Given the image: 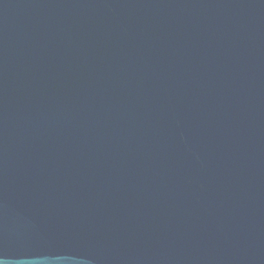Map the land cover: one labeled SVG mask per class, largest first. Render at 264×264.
Here are the masks:
<instances>
[{
    "label": "water",
    "instance_id": "1",
    "mask_svg": "<svg viewBox=\"0 0 264 264\" xmlns=\"http://www.w3.org/2000/svg\"><path fill=\"white\" fill-rule=\"evenodd\" d=\"M0 264H264V0H0Z\"/></svg>",
    "mask_w": 264,
    "mask_h": 264
}]
</instances>
